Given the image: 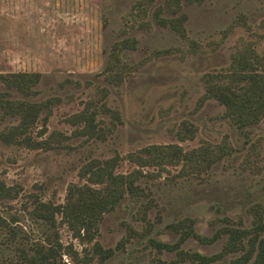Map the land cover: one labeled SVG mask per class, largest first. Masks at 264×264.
I'll return each mask as SVG.
<instances>
[{
  "label": "rangeland",
  "instance_id": "obj_1",
  "mask_svg": "<svg viewBox=\"0 0 264 264\" xmlns=\"http://www.w3.org/2000/svg\"><path fill=\"white\" fill-rule=\"evenodd\" d=\"M146 2L0 0V73L40 72L33 95L6 88L1 80L0 92L36 101L56 98L29 129L46 145L0 139V179L18 190L0 200V216L16 228L10 237L0 225V264H24L19 248L49 230L31 215L36 198L59 204L75 186H102L88 177L89 164L94 169L111 162L119 174L139 170V191L125 193L88 234L75 235L66 222H57L59 240L72 249L62 252L59 264H98L97 243L114 249L100 264H159L158 258L176 255L153 242L177 240L171 222L193 218V228L210 236L225 225L248 228L255 209L264 210V116L237 127L222 103L204 95L206 74L228 67L236 50L251 47L264 56V0H181L177 14L185 15L184 35L154 20L153 9L164 0ZM162 14L168 15L165 9ZM122 38L134 42L120 50L125 73L113 82L104 67ZM87 104L96 109L94 122L102 129L88 131L83 120H69ZM16 122L0 107V129ZM185 124L194 135L181 139ZM225 141L229 151L205 167L137 160L153 144L191 150ZM227 237L224 232L201 242L189 236L179 247L213 254ZM239 253L227 252L213 264H227Z\"/></svg>",
  "mask_w": 264,
  "mask_h": 264
},
{
  "label": "trees",
  "instance_id": "obj_2",
  "mask_svg": "<svg viewBox=\"0 0 264 264\" xmlns=\"http://www.w3.org/2000/svg\"><path fill=\"white\" fill-rule=\"evenodd\" d=\"M147 1V2H146ZM151 4L152 0H143ZM181 7V0H164L162 5L153 9L154 20L184 35L183 21L185 15L178 13ZM145 12L146 6L141 7ZM165 9L168 15L162 14ZM133 38H122L114 43L108 55L104 67L106 78L110 81H120L124 76V69L120 64L119 52L125 46L133 45ZM40 79V72L35 70H16L0 73V80L6 88H13L25 96L33 95L36 90L34 86ZM205 96L213 97L225 106V115L237 127H243L260 121L264 116V56L254 48L236 50L228 67L206 74ZM54 97L42 100H29L24 97H10L7 91L0 92V107L4 115L17 118L15 124L5 129H0V139L7 143H16L30 147L46 145L47 139H33L29 129L39 118L42 111L46 116L50 106L55 102ZM95 105V104H94ZM102 106V105H101ZM87 104L79 112L75 113L73 121H84V127L88 131L102 129L94 122L96 109ZM108 111L117 117L116 110ZM106 109V110H107ZM98 127V128H97ZM183 131L178 135L181 139L192 137L193 128L185 124ZM143 150L149 152L147 156L138 155L139 163H177L196 168L197 166H208L212 161L220 158L229 151L228 143L222 142L212 146H203L191 150H183L178 144H153L146 146ZM110 161V160H108ZM111 162L105 161L92 169L89 166V178L95 182H102V186L95 188L89 185H80L71 188L65 201L54 204L51 201L35 199V205L30 210L36 220H40L47 227L48 231L41 240H34L26 248L20 247L19 256L24 264H59L62 252L71 253L70 245H64L58 237L56 230L57 222H66L75 235L90 233L97 227V222L102 218V213L110 210L125 193H138V185L135 180L139 177V170L119 174L113 173ZM16 187L7 185L0 179V200L12 198L17 195ZM60 213L59 221L56 214ZM193 218L184 217L168 226L178 233L175 242H164L153 240L158 250H175V257L170 260L159 259V264H213V261L227 252L240 251L232 256L227 264H245L251 258L250 264H264V210L255 209V214L250 227H234L225 225L218 228L212 235L198 233L192 225ZM0 225L9 232V236L16 234L14 225L7 222L0 216ZM227 232L228 237L220 251L213 254H203L199 251L183 249L180 243L189 236L196 237L201 242H211L222 233ZM91 235V234H89ZM99 252V263L104 261L113 253L112 247L103 248L96 244Z\"/></svg>",
  "mask_w": 264,
  "mask_h": 264
}]
</instances>
